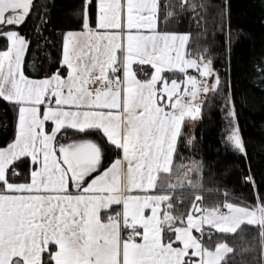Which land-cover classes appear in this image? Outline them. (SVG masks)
I'll return each instance as SVG.
<instances>
[{
    "label": "snow or ice",
    "instance_id": "1",
    "mask_svg": "<svg viewBox=\"0 0 264 264\" xmlns=\"http://www.w3.org/2000/svg\"><path fill=\"white\" fill-rule=\"evenodd\" d=\"M33 7V0H0V28L22 26ZM161 8V0H84L78 27L64 33V71L39 78L24 71L29 39L0 31L9 41L0 49V100L16 112V135L0 147V264H221L233 249L205 247L193 235L205 224L228 233L257 226L264 252V191L250 167L245 183L254 203L194 202L186 219L172 215V197L158 184L172 171L186 118L199 117L209 102L201 96L222 83L209 48L193 54V33L169 30L171 20L184 16L197 35L211 38L206 44L218 26L231 46L228 0L212 24L204 0H178L163 14ZM145 65L153 71L141 79ZM166 72L184 78L169 80ZM225 103L226 140L247 157L230 84ZM69 128L84 138L63 142ZM23 157L31 158V170L17 172L14 161Z\"/></svg>",
    "mask_w": 264,
    "mask_h": 264
},
{
    "label": "trees",
    "instance_id": "2",
    "mask_svg": "<svg viewBox=\"0 0 264 264\" xmlns=\"http://www.w3.org/2000/svg\"><path fill=\"white\" fill-rule=\"evenodd\" d=\"M178 0H161V12L173 10ZM208 5V20L212 24L218 19L222 0H204ZM167 3L169 8H165ZM33 11L22 26L15 29L29 39L30 44L25 54V74L39 78L53 73L57 69L64 71L62 45L64 33L70 28H77L79 13L84 0H33ZM228 13L231 25V46L226 48L224 36L217 35L211 43L196 34L195 24L179 16L171 20L169 30L191 31L189 50L196 54L207 47L210 50L215 71L220 73L221 86L218 92H211L204 100L209 101L202 107L201 115L195 125L194 137L190 139L184 126L178 139L173 158L171 173H162L158 184L171 194L172 215L182 216L200 207H212L223 202L239 203L242 206L255 202L253 187L245 183L249 167L256 177L257 188L264 182V0H228ZM50 21V23H45ZM9 41L0 35V49L8 46ZM207 58V57H206ZM151 66H141L138 75L148 78ZM171 79H183L179 73L166 72ZM231 85L236 106V122L245 142L248 155L245 157L238 149L227 142V113L225 98L228 85ZM255 85H260L256 87ZM16 135V112L13 105L0 100V147L10 143ZM63 142L69 139H81L75 130L68 129ZM93 138L99 139L96 135ZM113 149H106V157L111 158ZM193 163L191 169L188 166ZM17 172L31 170L30 157L14 161ZM186 174L188 179H182ZM176 185L168 189V185ZM156 192V190H154ZM202 197L203 203L196 201ZM163 207V212L165 210ZM106 212L104 211L103 214ZM179 225V224H177ZM203 233V234H202ZM170 234L165 228V238ZM205 247L215 249L220 243L233 249L221 261V264H264L261 229L247 223L240 226L237 233H225L211 227H205L196 233ZM174 238V237H173ZM47 259V255H45Z\"/></svg>",
    "mask_w": 264,
    "mask_h": 264
},
{
    "label": "rangeland",
    "instance_id": "3",
    "mask_svg": "<svg viewBox=\"0 0 264 264\" xmlns=\"http://www.w3.org/2000/svg\"><path fill=\"white\" fill-rule=\"evenodd\" d=\"M4 29L3 28H0V31H3ZM26 54V53H25ZM24 59H25V57H24ZM212 67H213V64H212ZM214 68V67H213ZM194 70V69H193ZM210 83H211V81H210ZM212 91L210 90L209 91V93L208 94H210ZM207 94V95H208ZM204 98H205V96H201V101H203L204 100ZM201 111H202V109H201ZM200 115H201V113H200ZM200 115H199V117H200ZM199 117H197V118H195V119H187L186 118V120H185V124H184V126H186L187 127V130H188V133H189V137H190V139H192L193 137H194V133H195V125H196V122L198 121V119H199ZM227 121H228V127H227V134H228V128H229V116H228V113H227ZM236 120V119H235ZM177 143H178V141H177ZM176 148H177V146H176ZM192 165H193V163H191V165L190 166H188V168L187 169H191V167H192ZM182 179H188L187 178V176H186V174H184L183 176H182ZM224 203H229L228 201H225V202H223L221 205H223ZM164 207V206H163ZM225 211H226V209H225ZM162 213H163V210L161 211ZM192 213L193 214H195V211L193 210L192 211ZM187 218V217H186ZM176 226H180V225H176ZM205 227H211V228H213V229H215L214 228V226H211V225H208V224H205L204 226H203V228L202 229H193V235H195V236H197V232H201V231H203L204 229H205ZM215 230H217V229H215ZM217 231H220V230H217ZM222 232V231H221ZM225 233H228V232H225ZM198 237V236H197ZM199 238V237H198ZM177 246H179V245H177ZM226 253H228V252H225L224 254H223V258H224V255L226 254ZM222 258V259H223Z\"/></svg>",
    "mask_w": 264,
    "mask_h": 264
},
{
    "label": "crops",
    "instance_id": "4",
    "mask_svg": "<svg viewBox=\"0 0 264 264\" xmlns=\"http://www.w3.org/2000/svg\"><path fill=\"white\" fill-rule=\"evenodd\" d=\"M148 66V65H147ZM152 71H153V69H152ZM193 71H195L196 72V70H193V69H190L189 70V72H193ZM139 76V75H138ZM140 78V77H139ZM96 85H93V87H95ZM70 129V128H69ZM70 130H73V129H70ZM139 194H143V193H139ZM150 194H157L154 190L150 193ZM169 194V193H168ZM170 196H171V194H169ZM163 206L164 205H162V208H161V211L163 210ZM113 207V209L114 210H119V208H120V206L119 205H113L112 206ZM103 212H104V210H102V216H104V215H106L107 213H105V214H103ZM229 253V252H228ZM228 253H226L225 255H224V257L228 254ZM222 261V260H221Z\"/></svg>",
    "mask_w": 264,
    "mask_h": 264
},
{
    "label": "built area",
    "instance_id": "5",
    "mask_svg": "<svg viewBox=\"0 0 264 264\" xmlns=\"http://www.w3.org/2000/svg\"><path fill=\"white\" fill-rule=\"evenodd\" d=\"M190 74H191V75H197V73H194V72H193V73H190ZM198 78H199V77H198ZM224 204H226V203H224ZM224 210H225V209H224Z\"/></svg>",
    "mask_w": 264,
    "mask_h": 264
}]
</instances>
